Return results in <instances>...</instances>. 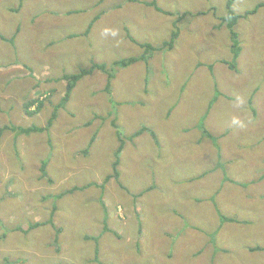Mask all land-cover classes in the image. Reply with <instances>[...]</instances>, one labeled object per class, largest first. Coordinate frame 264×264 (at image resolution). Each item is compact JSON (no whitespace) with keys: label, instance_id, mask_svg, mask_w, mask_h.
I'll return each mask as SVG.
<instances>
[{"label":"rangeland","instance_id":"1","mask_svg":"<svg viewBox=\"0 0 264 264\" xmlns=\"http://www.w3.org/2000/svg\"><path fill=\"white\" fill-rule=\"evenodd\" d=\"M229 1L0 0V34L19 28L0 40V126H45L64 73L116 75L85 76L47 132L0 140V264H264V7L237 23L233 70Z\"/></svg>","mask_w":264,"mask_h":264},{"label":"trees","instance_id":"2","mask_svg":"<svg viewBox=\"0 0 264 264\" xmlns=\"http://www.w3.org/2000/svg\"><path fill=\"white\" fill-rule=\"evenodd\" d=\"M22 1V0H21ZM129 1H136V0H129ZM232 4H233V0L229 1L228 3V14L227 16L222 19L223 22H226L227 27L229 29V32L231 34V39H232V61L231 60H227V61H223L225 63H227V65L230 66L231 69L233 70H238V60L240 57V54L242 52V47L240 45V40H239V33L236 29L237 23L239 21V19L241 18V16H246L248 17L249 15H253L255 14L259 8L264 7V1L261 2L260 4H258L256 6V8H254L253 10L247 11L245 12L243 15L237 14L233 9H232ZM150 5L156 7L158 10H160V8L158 7L157 3L152 2L150 3ZM22 8V2L21 4L17 7V8H12L14 10V12H19ZM166 13H169L168 11ZM98 20V17L96 16L94 18L93 21L90 22V25L88 26V28L86 29V31L84 32V35H88L91 31V29L93 28L95 22ZM178 29V28H177ZM175 30L172 33V36L170 38V40L168 41H164L163 42V46L168 47V48H172L174 46L173 45H169L170 42H174L178 39L179 33L178 30ZM19 33V28L17 29V31L15 32V34H13L11 37H6L2 34H0V40L7 42L11 45H14L15 40L17 38V35ZM140 45L142 47H146L147 51L151 49V46L149 44H142L140 43ZM1 55H3L2 51H0ZM150 59V56H148L146 53L140 56H133V57H129L126 60H120L117 61L115 64H120L121 66H129L133 63H137V62H143V61H148ZM108 68L106 67L105 64H99L96 62H93L91 64V66L89 68L86 69H80L77 73L74 74H62L61 75V79L66 82L65 85V92H64V96H62L61 100L59 101V103L55 106V109L51 115V117L48 119L47 123L45 126H31V127H25V126H21V125H4V126H0V140L2 139V137L5 135V133L10 130V131H14L17 132L19 134H32V133H36V132H44V131H48L52 126L53 123L55 122L56 118H57V113L58 110L60 108H65V106L67 105V103L70 102V99L73 95V92L75 90V88L77 87L78 83L87 75H91L94 73L95 70H101L102 72L106 73L108 75V83H107V89H109L112 85V82L114 80V78L116 77L115 73L113 70H107ZM44 106V101H41L40 99H29L27 98L23 104V109L26 115L28 116H34L38 113H40V111L42 110ZM33 108H35L33 110ZM199 128L202 131V134L204 137H208L211 138L214 142L216 141L215 137L205 128L204 126V118L202 119V123L199 125ZM140 132H136L133 135H131L129 138L132 139L135 136L139 135ZM153 134V133H152ZM95 138V136H93L92 140ZM117 139L119 140V146L115 152L116 157H119L120 153L122 152V148H123V139L121 137V133L117 131ZM43 166H42V175L43 177H47L48 173L46 170V166H47V161H43ZM117 165H118V160L116 161V163H114L113 169H114V177L118 178L119 177V172L117 169ZM89 187V186H88ZM103 189V185L100 186ZM74 189H69L66 190L64 192H61L59 194L53 195L54 199H61L62 197H64L66 194L68 193H73ZM103 203V201H102ZM51 222V221H50ZM35 226H41V223H37ZM32 229V227H31ZM109 231V228L107 225L104 226L103 232H107ZM96 252L98 253V247H96Z\"/></svg>","mask_w":264,"mask_h":264}]
</instances>
